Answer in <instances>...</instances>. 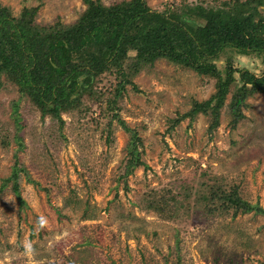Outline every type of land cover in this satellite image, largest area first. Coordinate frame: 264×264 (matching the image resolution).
Here are the masks:
<instances>
[{
	"label": "rangeland",
	"instance_id": "1",
	"mask_svg": "<svg viewBox=\"0 0 264 264\" xmlns=\"http://www.w3.org/2000/svg\"><path fill=\"white\" fill-rule=\"evenodd\" d=\"M119 1L129 0H99L105 6ZM220 1L227 0H144L156 12L167 5L213 7ZM0 6L13 18L22 9H36L34 20L41 26L71 25L85 9L81 0H0ZM211 62L219 71L226 63L254 75L261 69L257 58L233 52ZM0 80V184L14 165L24 170L18 178L22 203L11 182L0 192V264L263 261L264 215L208 213L192 199L204 191L199 185L215 184L226 191L236 187L240 198L264 209V96L246 99L244 119L234 129L225 107L211 133L201 114L175 123L192 101L208 99L215 80L161 59L132 77L138 92L126 86L113 107L106 100L117 81L113 74L99 75L92 88L101 95L99 103L83 97L80 109L61 113L59 124L41 118L13 85ZM119 121L136 132L145 165L125 182L128 135ZM183 186L191 190L190 199H182ZM170 198L184 207L175 208ZM160 199L162 216L145 208ZM174 210L177 216L168 218Z\"/></svg>",
	"mask_w": 264,
	"mask_h": 264
},
{
	"label": "trees",
	"instance_id": "2",
	"mask_svg": "<svg viewBox=\"0 0 264 264\" xmlns=\"http://www.w3.org/2000/svg\"><path fill=\"white\" fill-rule=\"evenodd\" d=\"M81 2L85 9L71 25L56 21L41 26L34 20L36 9H22L13 18L7 8L0 6V78L13 85L41 118L49 117L61 124V113L80 109L83 97L91 104L99 103L101 95L92 88L93 81L103 73L113 74L117 81L112 97L106 100V105L113 107L126 86L138 92L131 78L161 59L215 80L214 92L208 99L192 101L189 110L175 123L201 114L209 119L207 132L211 133L218 126L220 110L225 107L229 127L234 129L244 119L246 99L264 96V0H227L213 7L167 5L162 12L150 11L144 0L119 1L107 6L99 0ZM225 52L257 58L261 65L259 73L235 71L229 63L217 70L211 61ZM227 94L230 98L224 106ZM14 118L16 122L20 119L17 115ZM119 125L128 135L121 175L125 182L124 178L134 169L145 165L140 159L141 143L136 132L122 121ZM19 138L14 136L20 148ZM20 172L24 170L14 165L11 175L1 180L0 192L11 182V192L19 199ZM202 187L204 191L196 192L192 200L205 212H230L232 217L250 212L264 215L258 204L240 198L236 187L227 191L215 184L199 185ZM190 192L183 186L182 199H190ZM170 201L175 208L184 207L174 198ZM162 202L163 199L150 201L145 208L162 216L165 213ZM176 216L174 210L168 218ZM259 264H264V259Z\"/></svg>",
	"mask_w": 264,
	"mask_h": 264
},
{
	"label": "water",
	"instance_id": "3",
	"mask_svg": "<svg viewBox=\"0 0 264 264\" xmlns=\"http://www.w3.org/2000/svg\"><path fill=\"white\" fill-rule=\"evenodd\" d=\"M259 8H262V7H259ZM259 8H258V11H259Z\"/></svg>",
	"mask_w": 264,
	"mask_h": 264
}]
</instances>
